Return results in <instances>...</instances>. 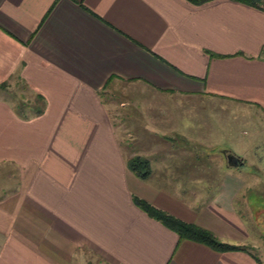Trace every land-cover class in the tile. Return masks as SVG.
<instances>
[{
  "label": "crops",
  "instance_id": "obj_1",
  "mask_svg": "<svg viewBox=\"0 0 264 264\" xmlns=\"http://www.w3.org/2000/svg\"><path fill=\"white\" fill-rule=\"evenodd\" d=\"M115 93L148 95L130 99L142 125L118 116L127 149ZM230 108L264 124V0H0V264H260L178 238L133 200L245 247L246 178L225 154L244 158L215 150L211 122Z\"/></svg>",
  "mask_w": 264,
  "mask_h": 264
},
{
  "label": "rangeland",
  "instance_id": "obj_2",
  "mask_svg": "<svg viewBox=\"0 0 264 264\" xmlns=\"http://www.w3.org/2000/svg\"><path fill=\"white\" fill-rule=\"evenodd\" d=\"M143 96L148 95L141 93L125 96L122 93H115L114 101H116L117 114L114 124L126 149L129 147L132 138H128L127 141L124 132L125 127H122L118 116L131 115L137 117L138 123L142 125L145 122L144 105L135 101L132 102L130 99L140 100ZM121 100L128 101V104L121 106L118 102ZM183 107V105H179L176 112H182L183 110L180 108ZM243 111L230 108L221 114L212 112L211 122L215 128L214 138L218 140L222 138L224 142L221 147H216L215 150L228 146L244 158L242 165L231 168L232 171L237 170L236 172L246 178L245 188L235 196L234 201L245 221L246 229L249 230L250 236L245 249L250 251L260 264H264V124L262 119L249 117ZM127 123L128 125L135 124L136 121ZM123 124L125 125L126 122ZM253 137H255L254 140ZM240 142L244 148L237 145ZM92 264L108 263L96 258Z\"/></svg>",
  "mask_w": 264,
  "mask_h": 264
},
{
  "label": "trees",
  "instance_id": "obj_3",
  "mask_svg": "<svg viewBox=\"0 0 264 264\" xmlns=\"http://www.w3.org/2000/svg\"><path fill=\"white\" fill-rule=\"evenodd\" d=\"M193 5H200V3L212 1V0H186ZM236 3H242L247 6L258 7L261 0H232ZM127 168L132 171L136 176L144 179L150 174L151 168L149 160L145 157H140L138 154L130 156L127 160ZM134 202L146 212L149 216L155 220L161 221L169 229H173L179 235L180 239H193V241H199L208 248L214 249L218 252L234 251L236 249H245L243 246H234L225 241L218 240L213 234L206 229L200 227L198 224H192V222L182 221L173 214L167 213L161 208L155 207L149 201L143 200L138 196H133ZM256 260V257H255ZM258 261V260H256Z\"/></svg>",
  "mask_w": 264,
  "mask_h": 264
},
{
  "label": "water",
  "instance_id": "obj_4",
  "mask_svg": "<svg viewBox=\"0 0 264 264\" xmlns=\"http://www.w3.org/2000/svg\"><path fill=\"white\" fill-rule=\"evenodd\" d=\"M225 159L227 161V165L229 167H236L241 163V159H239L238 156H236L234 153H226Z\"/></svg>",
  "mask_w": 264,
  "mask_h": 264
}]
</instances>
